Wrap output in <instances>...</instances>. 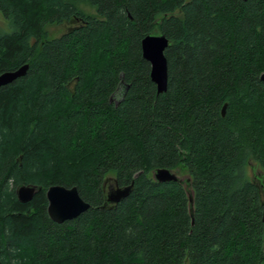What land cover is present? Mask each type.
<instances>
[{
  "label": "trees",
  "instance_id": "trees-1",
  "mask_svg": "<svg viewBox=\"0 0 264 264\" xmlns=\"http://www.w3.org/2000/svg\"><path fill=\"white\" fill-rule=\"evenodd\" d=\"M0 13V74L28 64L0 86V264H264V175L248 173L264 171V0H0ZM154 32L169 41L162 93L141 51ZM156 168L187 172L193 217ZM109 175L133 182L116 204ZM53 184L89 208L52 221ZM20 185L40 189L22 203Z\"/></svg>",
  "mask_w": 264,
  "mask_h": 264
},
{
  "label": "water",
  "instance_id": "water-1",
  "mask_svg": "<svg viewBox=\"0 0 264 264\" xmlns=\"http://www.w3.org/2000/svg\"><path fill=\"white\" fill-rule=\"evenodd\" d=\"M245 1V0H243ZM168 39L161 33L154 32L147 34L141 40L142 57L150 64V79L155 84L157 93H162L167 88V61L164 56V50L168 46ZM28 68V64H24L19 68L11 71H5L0 74V86L6 85L16 78L23 76ZM260 80L264 83V73L260 75ZM224 107L222 113H224ZM175 169L156 168L151 175L158 182L178 181L185 185L183 181L173 171ZM106 181L104 182L105 187ZM189 189H186L189 201V210L193 213V191L190 185V178L187 180ZM133 182L126 186H118L114 181L113 184L107 186L106 203L116 204L125 198L132 189ZM40 189L35 185H20L16 189V195L20 202H29L35 193ZM47 213L49 218L56 222L62 223L79 216L82 212L89 208V203L84 201L76 188V186L65 187L60 184L50 185L46 190ZM193 217V216H192Z\"/></svg>",
  "mask_w": 264,
  "mask_h": 264
},
{
  "label": "rangeland",
  "instance_id": "rangeland-1",
  "mask_svg": "<svg viewBox=\"0 0 264 264\" xmlns=\"http://www.w3.org/2000/svg\"><path fill=\"white\" fill-rule=\"evenodd\" d=\"M79 7H80V10L85 15H95L96 14L94 7H91L89 5H84V4H81ZM78 23H79V21L77 19H72L71 21L63 22L61 24H53V25L49 26V28H48L49 37L50 38L58 37L61 34H63L64 32L71 29L72 27L76 26ZM10 30H11L10 21L7 20L6 18H4L2 16V14L0 13V33L1 32H9ZM121 88L122 87H119V90H121ZM113 98H114V100H118L119 96L113 95ZM173 171L178 176V178H180L183 181V183L186 185V186L185 185L184 186L187 189H189V187H188L189 185L187 184V180L189 179V176H188L187 172L185 170L180 169V168H177ZM248 173H249V176L252 177L253 179H255L256 176L264 175V171L261 170V168H259L257 166V164H255V163H253L250 166V168L248 169ZM113 183H114V178L111 175L106 177V185H111Z\"/></svg>",
  "mask_w": 264,
  "mask_h": 264
},
{
  "label": "flooded vegetation",
  "instance_id": "flooded-vegetation-1",
  "mask_svg": "<svg viewBox=\"0 0 264 264\" xmlns=\"http://www.w3.org/2000/svg\"><path fill=\"white\" fill-rule=\"evenodd\" d=\"M116 184H117V183H116ZM107 186H109V185H106V184H105V189H107Z\"/></svg>",
  "mask_w": 264,
  "mask_h": 264
}]
</instances>
